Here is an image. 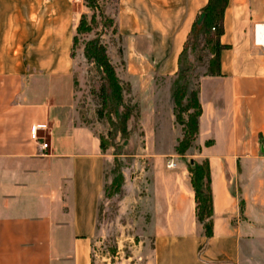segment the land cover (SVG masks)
I'll return each mask as SVG.
<instances>
[{
    "label": "crops",
    "instance_id": "crops-1",
    "mask_svg": "<svg viewBox=\"0 0 264 264\" xmlns=\"http://www.w3.org/2000/svg\"><path fill=\"white\" fill-rule=\"evenodd\" d=\"M206 1L116 0L121 79L140 103L151 264H264V39L255 40L264 0L227 1L220 72L199 78L197 134L184 154L173 150L177 56ZM81 2L0 0V264H92L109 160L74 111L70 53ZM35 124L46 126L37 140ZM204 158L209 237L195 220L187 170Z\"/></svg>",
    "mask_w": 264,
    "mask_h": 264
},
{
    "label": "rangeland",
    "instance_id": "rangeland-1",
    "mask_svg": "<svg viewBox=\"0 0 264 264\" xmlns=\"http://www.w3.org/2000/svg\"><path fill=\"white\" fill-rule=\"evenodd\" d=\"M81 3L82 14L87 20L93 16L96 24L88 33L77 36L72 73L74 111L76 121L87 125L97 134L102 151L109 160L92 237L91 263L151 264L149 200L145 189L148 166L136 156L139 148L138 116L128 119L125 135L119 132L122 107L115 106L111 110L106 107L102 110V116H97L100 105L96 90L102 73L82 55L83 42L96 37L104 45L107 57L120 79L124 102L140 107L138 98L121 79V40L113 31L116 0H97V10L94 11L85 9L83 0ZM201 55V62L193 61L196 73L204 70L205 62L210 57L205 49Z\"/></svg>",
    "mask_w": 264,
    "mask_h": 264
},
{
    "label": "trees",
    "instance_id": "trees-1",
    "mask_svg": "<svg viewBox=\"0 0 264 264\" xmlns=\"http://www.w3.org/2000/svg\"><path fill=\"white\" fill-rule=\"evenodd\" d=\"M228 0H207L193 20L186 35L183 47L177 56V70L172 80V100L174 121L180 128V137L173 147L174 153L184 154L191 146L197 134V120L200 115V104L197 97L199 78L206 75L219 74V53L226 47L219 42L222 34L223 13ZM97 0H83V6L89 11L97 10ZM203 15L200 22L197 19ZM93 16L86 19L85 14L79 16L73 30L71 57L79 34H86L95 26ZM113 31L116 32L114 25ZM206 50L210 57L205 62L204 70L194 72L193 61L201 62V51ZM82 55L102 73L96 95L100 108L97 116H102L104 108L114 109L120 106L123 111L119 115V132L125 135L126 123L131 116H138L139 109L135 104L124 102L123 88L116 75L114 66L109 61L105 47L95 38L83 42ZM99 138V137H98ZM100 142V139H99ZM101 147V143H100ZM102 149V148H101ZM189 183L193 192L194 216L201 225L204 236L211 235L212 202L210 177L207 159L187 164Z\"/></svg>",
    "mask_w": 264,
    "mask_h": 264
},
{
    "label": "built area",
    "instance_id": "built-area-1",
    "mask_svg": "<svg viewBox=\"0 0 264 264\" xmlns=\"http://www.w3.org/2000/svg\"><path fill=\"white\" fill-rule=\"evenodd\" d=\"M70 2H74V0H68ZM255 40L259 43H262L263 39H264V24L263 25H255ZM45 124H35V125H31L30 127V136L31 138H33L34 140H37V131L39 129H45ZM39 147L40 149H45L47 147V144L44 142H40L39 143ZM174 166V162L172 160H169L168 162H166V167H173Z\"/></svg>",
    "mask_w": 264,
    "mask_h": 264
},
{
    "label": "water",
    "instance_id": "water-1",
    "mask_svg": "<svg viewBox=\"0 0 264 264\" xmlns=\"http://www.w3.org/2000/svg\"><path fill=\"white\" fill-rule=\"evenodd\" d=\"M203 17V15H200L197 19V22H200L201 18ZM189 163H192V160H189Z\"/></svg>",
    "mask_w": 264,
    "mask_h": 264
},
{
    "label": "bare ground",
    "instance_id": "bare-ground-1",
    "mask_svg": "<svg viewBox=\"0 0 264 264\" xmlns=\"http://www.w3.org/2000/svg\"><path fill=\"white\" fill-rule=\"evenodd\" d=\"M262 44V43H261Z\"/></svg>",
    "mask_w": 264,
    "mask_h": 264
}]
</instances>
